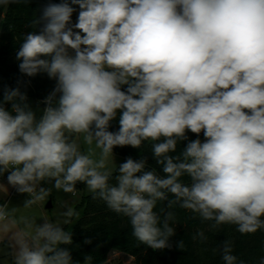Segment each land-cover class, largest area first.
I'll return each instance as SVG.
<instances>
[{
	"label": "clouds",
	"instance_id": "9594fccd",
	"mask_svg": "<svg viewBox=\"0 0 264 264\" xmlns=\"http://www.w3.org/2000/svg\"><path fill=\"white\" fill-rule=\"evenodd\" d=\"M30 24L38 31L23 36L19 70L55 87L42 109L19 87L0 99V176L29 195L25 208L84 184L153 250L171 247L177 205L214 229L264 230V0H61ZM145 144L164 175L146 157L109 167L114 148ZM16 211L0 203V221ZM74 215L22 217L34 234L15 237L14 264H73L61 245L73 242ZM217 251L223 264H244L231 239Z\"/></svg>",
	"mask_w": 264,
	"mask_h": 264
},
{
	"label": "trees",
	"instance_id": "16d2710c",
	"mask_svg": "<svg viewBox=\"0 0 264 264\" xmlns=\"http://www.w3.org/2000/svg\"><path fill=\"white\" fill-rule=\"evenodd\" d=\"M61 0H20L0 8V99L5 88L19 87L28 97V102L35 109H42L43 100L52 93L56 81L49 79L46 74L28 77L19 70L20 61L16 54L22 43L23 36L34 29L30 21L39 17L42 9L48 3H60ZM9 110L10 104L5 105ZM119 128L118 118L112 122L110 131ZM189 140L197 138L204 140L203 133L187 132ZM187 141L182 142L179 152ZM114 154L125 158L131 157L139 160L147 158V168H156L164 175L162 169L153 158L151 146L143 145L141 148L131 146L116 147ZM7 178V173L0 176ZM171 198V197H170ZM4 203V202H0ZM166 208V202L157 204V211ZM82 211L77 222L67 230L73 233V242L61 247L70 250L73 264H84L87 257H91V264H106L113 250L124 252L134 257L136 264H223L217 251L221 242L231 239L234 243V254L238 261L244 264H258L264 256V230L254 235L242 236L236 231L234 225H222L217 229L211 227V222L202 221L188 210L175 206L171 211L176 215L173 227L176 233L170 238V248L153 250L147 245L139 243L133 235L132 229L126 218L112 212L102 201L94 200L91 194L85 195L77 211ZM167 210V209H166ZM203 231L207 240L202 242L192 237ZM183 241L184 247H178V242ZM116 264H126L118 262Z\"/></svg>",
	"mask_w": 264,
	"mask_h": 264
},
{
	"label": "rangeland",
	"instance_id": "374dc122",
	"mask_svg": "<svg viewBox=\"0 0 264 264\" xmlns=\"http://www.w3.org/2000/svg\"><path fill=\"white\" fill-rule=\"evenodd\" d=\"M77 12L73 14V22H75ZM81 144L82 150H87L88 145L84 144L82 140H78ZM98 153L99 150L96 149ZM114 160H111L109 167L115 170L119 164L125 162V158L114 154ZM44 187L51 188L49 185H42ZM90 194L86 185L78 183L74 193H65L62 190H56L52 188L50 196L44 200L39 201L35 205L25 208L24 202L29 199L28 194H20L12 187L7 178L0 180V202H9V207H16L17 211L13 216H10L5 221H0V264H14V241L15 237L23 235L26 231H31L34 234V227L32 230L25 228L21 218L35 219L36 223H42L43 218L55 219L60 213L66 210V207H71L76 215L71 218L68 225L72 227L82 214V211H77L78 206L81 204L85 195ZM51 203L52 206H49ZM66 225V226H68ZM118 262H124L126 264H136L134 257L124 252L113 250L109 255V260L106 264H116ZM84 264H91L89 261Z\"/></svg>",
	"mask_w": 264,
	"mask_h": 264
},
{
	"label": "water",
	"instance_id": "95a60500",
	"mask_svg": "<svg viewBox=\"0 0 264 264\" xmlns=\"http://www.w3.org/2000/svg\"><path fill=\"white\" fill-rule=\"evenodd\" d=\"M49 206H52L51 203L49 204Z\"/></svg>",
	"mask_w": 264,
	"mask_h": 264
}]
</instances>
